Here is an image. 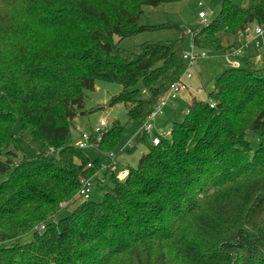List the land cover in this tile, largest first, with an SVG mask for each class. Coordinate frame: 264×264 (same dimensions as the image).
Segmentation results:
<instances>
[{
    "label": "trees",
    "instance_id": "obj_1",
    "mask_svg": "<svg viewBox=\"0 0 264 264\" xmlns=\"http://www.w3.org/2000/svg\"><path fill=\"white\" fill-rule=\"evenodd\" d=\"M174 1L0 0V41L29 30L0 46V264H264V67L247 56L245 34L264 26V0H221L217 17L190 33L196 49L234 60L209 101L194 96L165 138L141 127L184 72L186 30L133 50L120 41L168 27L139 19L144 6ZM97 80L121 85L109 105L125 104L140 125L136 142H147L123 179L113 165L118 121L100 140L96 128L88 136L106 166L74 141L73 121ZM18 118L58 156L21 154ZM102 166L91 180L101 199L83 198L82 180Z\"/></svg>",
    "mask_w": 264,
    "mask_h": 264
},
{
    "label": "rangeland",
    "instance_id": "obj_2",
    "mask_svg": "<svg viewBox=\"0 0 264 264\" xmlns=\"http://www.w3.org/2000/svg\"><path fill=\"white\" fill-rule=\"evenodd\" d=\"M239 1L245 5L249 4V0ZM220 9L221 0H177L161 4L157 7L144 6L143 15L139 19V24L152 26L165 24L168 27L146 30L136 35L123 38L120 41V45L124 49L133 50L145 42L176 40L181 34L179 28H184L186 30L184 36L185 51L190 52L192 46L190 33L200 28L202 24L199 13L205 12L207 14L206 19L211 21L217 17ZM255 27L256 25L252 24V31L247 36L248 49L246 54L257 68H263L264 34L263 36H258L254 31ZM28 36L29 30L22 33L20 31L17 35L0 41V46H4L2 48H11L13 47V42H22L23 39ZM234 38L235 37H230L229 39L231 40ZM206 53V57L196 59L190 68L188 67L189 63L185 62L184 70H187L193 75L191 79H186L193 93L188 94L187 92H181L176 99L172 100L168 106L162 109L161 113L156 115L152 123L154 125V130L159 135L168 138V130L172 128L175 122H181L184 119L186 114L185 108L188 107L194 96L205 102L209 101L210 94L215 89L217 77L226 70L234 60L225 53L210 51H206ZM198 88H202L203 91L197 93ZM121 89V85L118 83L97 80L94 89L85 91V104L83 110L86 111V113L79 114L74 119L72 127L74 141L78 143L83 141L82 135L89 136L103 118L107 121L109 126L115 121H118L124 126L123 135L112 151L116 156L113 160V165L117 174L126 170L125 167L127 166L136 167L141 156L147 151V142H136V137L140 132V125L136 121L129 120L125 104L119 103L113 106L109 105L111 97L118 94ZM173 102L175 103V107L171 106ZM103 131H107V128H103ZM13 133L21 154L33 155L43 153L49 156H58L57 150L53 149L47 141L33 136L30 131H24L19 118L14 123ZM247 138L250 140L253 147H257V133L248 131ZM130 145L134 147L131 151H128ZM86 151L91 157L99 158L100 164L103 166H106L107 162L110 160L105 152H97L91 147H87ZM103 166L98 171L97 169L94 170L92 175L88 177L89 181L96 178V176L99 178V176L102 175L101 171L106 169V167ZM104 183V185L110 186V178L107 177L104 179ZM102 194V187L96 182H93L91 184V195L96 199H101ZM29 239L30 235L24 238L25 241Z\"/></svg>",
    "mask_w": 264,
    "mask_h": 264
},
{
    "label": "built area",
    "instance_id": "obj_3",
    "mask_svg": "<svg viewBox=\"0 0 264 264\" xmlns=\"http://www.w3.org/2000/svg\"><path fill=\"white\" fill-rule=\"evenodd\" d=\"M199 18L202 19V22H205V21H207V19H206L207 14L205 12H200ZM251 31H252V28L248 27L245 34L251 33ZM254 31L258 36H261L264 33V26L263 25H256ZM245 34H243V36H245ZM246 45L247 44H242L241 47L235 49V53L237 55L240 54L242 52V49L244 47H246ZM200 57L201 58L206 57L205 50H198L193 45L191 46L190 52H185L183 54V59L189 63V66H188L189 68L194 64L196 59H198ZM233 65H237V62H235ZM192 77H193L192 73L188 72L187 70H184V72L182 73L180 78L176 82L172 83L167 95L163 96L160 99V102L157 105L156 110L151 113L148 121L141 127V131H146L147 133H152L153 128H154L152 120H154V118L156 117L157 114L161 113L163 107L170 104V102H172L173 99H175L177 96H179V94L181 92H193V90L188 86V84L186 82V79H191ZM202 91H203L202 88L197 89V93H201ZM172 106H174V102L172 103ZM107 125H108V123L104 118L99 121V126H97L95 129V131L97 133V140L101 139L102 128L106 127ZM167 134H170V129L168 130ZM87 140H88V136L83 135V141L79 142V147L80 148H86L87 147ZM159 141H160V136H156L155 138H153L154 144H158ZM112 156H113V154L111 153L110 157H112ZM88 165L91 166V164H88ZM126 175H127L126 170H123L120 173H118V177L120 179H123ZM82 183H83V187H82L80 193L83 196V198L88 199L90 196V193H91V181H89V179H83Z\"/></svg>",
    "mask_w": 264,
    "mask_h": 264
},
{
    "label": "water",
    "instance_id": "obj_4",
    "mask_svg": "<svg viewBox=\"0 0 264 264\" xmlns=\"http://www.w3.org/2000/svg\"><path fill=\"white\" fill-rule=\"evenodd\" d=\"M193 100H196V98H194Z\"/></svg>",
    "mask_w": 264,
    "mask_h": 264
},
{
    "label": "crops",
    "instance_id": "obj_5",
    "mask_svg": "<svg viewBox=\"0 0 264 264\" xmlns=\"http://www.w3.org/2000/svg\"><path fill=\"white\" fill-rule=\"evenodd\" d=\"M192 99H194V98H192Z\"/></svg>",
    "mask_w": 264,
    "mask_h": 264
}]
</instances>
